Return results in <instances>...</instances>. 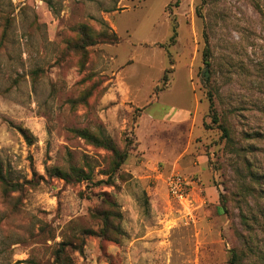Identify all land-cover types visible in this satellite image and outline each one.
Returning <instances> with one entry per match:
<instances>
[{
    "label": "rangeland",
    "instance_id": "obj_1",
    "mask_svg": "<svg viewBox=\"0 0 264 264\" xmlns=\"http://www.w3.org/2000/svg\"><path fill=\"white\" fill-rule=\"evenodd\" d=\"M102 22L122 43L67 49L77 26ZM210 91L228 139L204 128ZM82 129L129 148L112 185L50 174L87 163L106 179L110 153ZM0 168L22 186H0V264H228L243 216L264 251V0H0ZM173 171L198 181L191 204L168 198ZM104 213L120 236L87 235Z\"/></svg>",
    "mask_w": 264,
    "mask_h": 264
},
{
    "label": "trees",
    "instance_id": "obj_2",
    "mask_svg": "<svg viewBox=\"0 0 264 264\" xmlns=\"http://www.w3.org/2000/svg\"><path fill=\"white\" fill-rule=\"evenodd\" d=\"M102 26H104V30L100 31L98 33H95L89 26L81 24L75 28L77 32V39L71 40L67 43V49L71 50L73 52L79 53L82 58H86L87 55V49L98 45V44H109V45H118L122 43V40L116 36V34L103 22L101 23ZM177 36L176 27L175 25L172 26V36L169 38L168 44L166 47L172 46L175 43V39ZM163 48L164 45H161ZM202 61H203V69L201 71L202 78L209 81L211 73V62H210V51L209 48L206 46L203 53H202ZM84 64L81 63V67H83ZM172 69H167L164 72L163 77L161 78L160 86L157 87L154 90L153 96L156 97V95L160 92H163L165 90V85L167 82V75L170 74ZM90 96V95H88ZM85 103L86 100H83ZM207 102H208V117L210 118V125L204 124V128L211 129L212 127H215L221 132V137H224L228 139V131L227 127L221 123V118L217 114V110L215 108V104L213 101L212 93L211 91L207 94ZM74 133L82 138L84 141L89 143L95 148L103 149L110 153V160L108 163V166L104 171H101V173L106 176L105 180H98L96 182H93V170L88 166V164H85L86 168L82 167H76L72 166L69 168L68 172H62L60 169H51L50 174L57 179L63 180L66 184H77L81 182H91L94 184V186H100V185H112L113 184V176H115L116 173H118L120 167L129 155V148L126 146L125 150L123 152H118L115 144L112 142V140L106 136H104L101 133L95 134L87 129L82 130H75ZM23 136L25 139H28V135L23 133ZM127 145V144H126ZM0 186L2 187V191L4 194H7L9 192H15L20 191L22 186L18 183H12L7 178V173H4L2 169L0 168ZM101 201L102 203L110 206H114V203H112L108 197L103 193L101 195ZM110 213H104L101 214V218L103 219L104 227L102 228V232L96 233L92 230H87V235L97 236L100 238L108 239L110 238V235L114 237L120 236L122 233L120 231L119 227H109L113 226L109 225L110 222ZM243 222L245 224L246 231L248 232V237L246 239V246L244 251L237 252L235 250L231 251V257L228 260V264H243L244 259L248 255H254L258 257V260H260L262 263H264V251H260V248L256 247L255 245L250 243V232L252 231V227H249V223L247 222V217L243 216ZM114 242H117V239H114ZM59 252V251H57ZM60 253H57L56 255V261H59ZM61 264V263H58ZM253 264V263H249Z\"/></svg>",
    "mask_w": 264,
    "mask_h": 264
},
{
    "label": "built area",
    "instance_id": "obj_3",
    "mask_svg": "<svg viewBox=\"0 0 264 264\" xmlns=\"http://www.w3.org/2000/svg\"><path fill=\"white\" fill-rule=\"evenodd\" d=\"M168 198L180 205L191 204V197L201 191L198 181L181 175L178 172H171L164 181ZM193 194V195H192Z\"/></svg>",
    "mask_w": 264,
    "mask_h": 264
},
{
    "label": "crops",
    "instance_id": "obj_4",
    "mask_svg": "<svg viewBox=\"0 0 264 264\" xmlns=\"http://www.w3.org/2000/svg\"><path fill=\"white\" fill-rule=\"evenodd\" d=\"M204 157H202V156H200V157H198V165L195 163L194 164V166H195V169H196V172H189L188 174H194V175H196V174H198V173H200V171L203 169V166L205 165V161H204V159H203ZM188 170H190V169H188ZM193 195V194H192ZM194 196H195V194H194Z\"/></svg>",
    "mask_w": 264,
    "mask_h": 264
}]
</instances>
